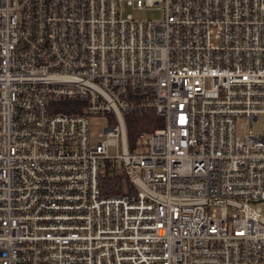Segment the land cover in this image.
Listing matches in <instances>:
<instances>
[{"label": "built area", "instance_id": "1", "mask_svg": "<svg viewBox=\"0 0 264 264\" xmlns=\"http://www.w3.org/2000/svg\"><path fill=\"white\" fill-rule=\"evenodd\" d=\"M262 116L264 0H0V264H264Z\"/></svg>", "mask_w": 264, "mask_h": 264}, {"label": "trees", "instance_id": "2", "mask_svg": "<svg viewBox=\"0 0 264 264\" xmlns=\"http://www.w3.org/2000/svg\"><path fill=\"white\" fill-rule=\"evenodd\" d=\"M72 102H65V106L59 112L83 113ZM128 142L131 151H135L140 142L142 132L153 133L155 130L163 128L165 121L155 113H134L125 116ZM101 192L106 197H117L133 195L137 192L135 185L129 176L121 169L112 168L110 164L106 166L101 176Z\"/></svg>", "mask_w": 264, "mask_h": 264}, {"label": "rangeland", "instance_id": "3", "mask_svg": "<svg viewBox=\"0 0 264 264\" xmlns=\"http://www.w3.org/2000/svg\"><path fill=\"white\" fill-rule=\"evenodd\" d=\"M125 15L132 14L135 19L138 20H159L162 17V11L158 9H137L136 7H127L124 10ZM108 126V122L105 118L96 119L91 118V128L95 134L102 133L103 129ZM264 128V116L260 118L259 126H255L252 130L254 132L262 131ZM241 137L244 135L239 134ZM109 153L114 156L117 155V148L111 147Z\"/></svg>", "mask_w": 264, "mask_h": 264}]
</instances>
